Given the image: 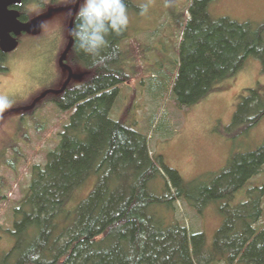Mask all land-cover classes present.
<instances>
[{"label": "trees", "instance_id": "trees-1", "mask_svg": "<svg viewBox=\"0 0 264 264\" xmlns=\"http://www.w3.org/2000/svg\"><path fill=\"white\" fill-rule=\"evenodd\" d=\"M40 1L21 0L19 20L29 18L26 7ZM210 1L191 0L189 18L176 26L182 32L180 59L176 74L168 75L171 99L180 110L235 75L249 57L259 59L264 71V23L213 20ZM126 3L129 11L135 9L131 0ZM126 35L127 28L109 36L103 54H114L104 64H93L73 40L66 60L81 78L49 97L69 113L68 120L44 163L31 166L11 226L0 227L13 241L0 264H264V187L242 202L222 204L210 245L203 232L174 214L176 203L201 214L213 201L233 199L263 171L264 145L234 157L209 184L185 185L175 169L150 154L147 135L111 116L119 86L131 79L130 59L120 47ZM240 98L232 120L238 133L264 116L256 89ZM13 161L5 163L13 168ZM159 178L164 190L156 195L149 184Z\"/></svg>", "mask_w": 264, "mask_h": 264}, {"label": "rangeland", "instance_id": "rangeland-1", "mask_svg": "<svg viewBox=\"0 0 264 264\" xmlns=\"http://www.w3.org/2000/svg\"><path fill=\"white\" fill-rule=\"evenodd\" d=\"M70 2L56 0L51 4L59 6L58 10L41 23V32L21 34L18 47L6 58L8 68L0 71V94L13 98L14 103L9 110L29 106L43 92L53 90L63 82L65 74L56 67L54 60L68 40V13L61 5ZM131 2L135 9L129 11L127 35L120 43L127 52V59H130L131 79L119 86L111 116L147 135L150 154L160 157L166 167L175 169L185 185L192 188L200 183L209 184L215 175L231 164L234 157L264 145V116L242 133L232 126L240 96L247 90L256 89L264 104L261 62L249 57L235 75L218 82L198 103L180 110L170 96L169 80H172L169 75L176 74L180 59L178 46L182 32L176 26L189 18L191 0ZM41 3L43 0L26 7L29 18L46 14V6L42 7ZM144 3L149 7L141 15L140 5ZM208 13L213 20L226 17L257 27L264 23V0H211ZM79 71L73 72L77 74ZM165 75L169 79L165 80ZM160 81L169 86L168 90L160 89ZM36 104L32 112L11 111L0 121V227L11 226L13 206L26 192L31 166L44 163L46 153L56 146L59 141L57 134L68 120L69 113L61 111L49 97ZM6 161H13V168ZM94 181L92 177L91 187ZM89 187L90 182L82 188L80 195H84ZM262 187L264 166L263 171L230 201H213L203 208L201 214L176 203L174 214L181 222L203 232L207 245H210L222 221V204L242 202ZM149 190L160 195L164 190L163 180L159 178L151 182ZM12 243L8 233L0 230V261Z\"/></svg>", "mask_w": 264, "mask_h": 264}, {"label": "clouds", "instance_id": "clouds-1", "mask_svg": "<svg viewBox=\"0 0 264 264\" xmlns=\"http://www.w3.org/2000/svg\"><path fill=\"white\" fill-rule=\"evenodd\" d=\"M71 2L75 4L77 0ZM148 7L147 3L140 5L141 15L147 12ZM129 23L126 0H81L69 35L79 50L92 57L93 64H104L114 54H103L110 47L109 36L120 35ZM13 103L10 95L0 94V114L9 110Z\"/></svg>", "mask_w": 264, "mask_h": 264}, {"label": "water", "instance_id": "water-1", "mask_svg": "<svg viewBox=\"0 0 264 264\" xmlns=\"http://www.w3.org/2000/svg\"><path fill=\"white\" fill-rule=\"evenodd\" d=\"M20 2L21 0H0V49L2 52L5 53L10 52L17 47L18 41L16 38L21 33H28L32 35L39 33L41 27L40 19L47 18L51 13V11H49L47 15L37 16L29 21H24V22L20 21L19 12L16 9V7L20 5ZM79 2L80 0H77V2L72 6V12L68 23V42L66 48L64 49L59 59L60 63H62L63 59L66 57V54L73 43V37L69 35V29L73 27L74 15L75 12L77 11ZM10 7H14V8H10ZM66 68L68 70V76L66 80L64 81L60 89L53 90L52 92L60 93L65 89V87L67 86V84L71 79L77 80L81 78L80 74L73 73L70 70V68H68L67 66ZM49 92L50 90L43 92L40 96L35 98V100L29 106H26L21 109L6 111L3 114H0V117L11 111L33 109L36 103L40 101Z\"/></svg>", "mask_w": 264, "mask_h": 264}, {"label": "flooded vegetation", "instance_id": "flooded-vegetation-1", "mask_svg": "<svg viewBox=\"0 0 264 264\" xmlns=\"http://www.w3.org/2000/svg\"><path fill=\"white\" fill-rule=\"evenodd\" d=\"M54 2H56V0H43V3H41V6L42 7H45V11H46V14H41V15H47L48 14V12L49 11H51V13H50V15L47 17V18H42V19H40V25H41V27H40V31H39V33L41 32V30H42V22L44 21V20H47V19H49L50 17H52L53 16V14L58 10V7L59 6H53V5H51V4H54ZM80 2H81V0H80ZM80 2H79V5H78V8H79V6H80ZM50 5L49 7L47 6L48 4ZM74 5V3H72V2H70V3H68V4H66V5H61V6H65V8L63 9L66 13H68V23H69V20H70V15H71V12H72V6ZM10 8H14V7H10ZM78 8H77V10H78ZM76 13V12H75ZM41 15H39V16H41ZM37 17V16H36ZM33 18H35V17H33ZM33 18H27L25 21H29V20H31V19H33ZM74 19H75V15H74ZM24 22V21H23ZM21 34H27V35H32V34H28V33H21ZM20 34V35H21ZM38 34V33H37ZM20 35L19 36H17V41H18V45H19V38H20ZM36 35V34H35ZM67 36H68V31H67ZM67 42H68V40H67ZM18 45H17V47H18ZM66 45H67V43H66ZM66 45L64 46V48L58 53V57H57V59L56 60H54V64L56 65V67L62 72V73H64L65 74V78H64V80H63V82L61 83V85L60 86H58L57 88H54L53 90H58V89H60L61 88V86H62V84L64 83V81L66 80V78H67V76H68V70H67V68H66V66L68 67V68H70V70L73 72V69H72V67L71 66H69L68 65V63H67V60H66V58H67V54H68V52L70 51V49H71V47H72V45H73V43H72V45H71V47H70V49H69V51L67 52V54H66V57L63 59V61H62V63H60L59 62V59H60V57H61V54L63 53V51H64V49L66 48ZM16 47V48H17ZM15 48V49H16ZM14 49V50H15ZM14 50H12V51H10V52H7V53H5V52H2L1 51V49H0V54H1V60H0V62H1V68H0V71L1 70H3V69H7L8 67L6 66V58H8V55L10 54V53H12ZM55 61H56V63H55ZM4 71V70H3ZM2 71V72H3ZM77 80H79V79H77ZM71 84H73V79H71L70 81H69V83L67 84V86L66 87H68V85H71ZM66 87H65V89H66ZM64 89V90H65ZM53 90H50V92L49 93H47L44 97L46 98V97H50V96H57L58 94H60V93H62V92H60V93H54V92H52ZM47 91H49V90H47ZM43 97V98H44ZM24 111H26V110H24ZM6 115V114H5ZM4 116V115H3ZM2 116V117H3ZM2 117H0V121H1V119H2Z\"/></svg>", "mask_w": 264, "mask_h": 264}]
</instances>
